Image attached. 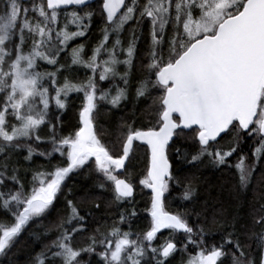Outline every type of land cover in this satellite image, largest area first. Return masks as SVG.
Here are the masks:
<instances>
[{
	"label": "snow or ice",
	"instance_id": "1",
	"mask_svg": "<svg viewBox=\"0 0 264 264\" xmlns=\"http://www.w3.org/2000/svg\"><path fill=\"white\" fill-rule=\"evenodd\" d=\"M0 264H264V0H0Z\"/></svg>",
	"mask_w": 264,
	"mask_h": 264
},
{
	"label": "trees",
	"instance_id": "2",
	"mask_svg": "<svg viewBox=\"0 0 264 264\" xmlns=\"http://www.w3.org/2000/svg\"><path fill=\"white\" fill-rule=\"evenodd\" d=\"M92 32L94 34L92 35L91 39H92V42L94 43L98 39V29L96 26L93 27ZM146 41H147V35H145V42L140 45L141 54L143 53L144 47L146 45ZM78 109H79V100H76L75 103L71 106L70 110L63 117L66 129H70L76 125ZM117 115H121V113H115L110 118L102 117V121L105 124H111L115 120ZM245 151L249 155V162H251L252 149L250 147V144L245 145ZM142 167H143L142 164H139L137 166L138 172L142 170ZM81 186H85V187L90 186L89 181H86L83 177H75L69 182V188L79 189ZM146 192L147 190H145L143 193L139 191L137 192V210L139 212V217L134 223V230L136 231L144 230L145 228H147L148 223H149L150 218L147 217V212L144 210V205L147 203V200H148V197L145 194ZM176 194H178V192ZM175 203H176L175 201L169 202L170 209L175 207ZM166 234L167 233L165 232V233H161L160 235L163 236ZM39 250H40L39 245H37L35 248V251L38 252ZM32 251H33V248L31 247L30 242H29V244L26 245L24 249L25 255H27V253H30ZM21 259H23V256L21 257Z\"/></svg>",
	"mask_w": 264,
	"mask_h": 264
}]
</instances>
